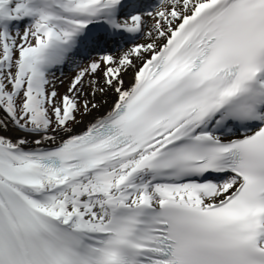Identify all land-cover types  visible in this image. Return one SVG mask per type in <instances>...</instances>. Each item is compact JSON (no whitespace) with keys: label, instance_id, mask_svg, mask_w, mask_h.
Returning <instances> with one entry per match:
<instances>
[{"label":"snow or ice","instance_id":"6c2138e0","mask_svg":"<svg viewBox=\"0 0 264 264\" xmlns=\"http://www.w3.org/2000/svg\"><path fill=\"white\" fill-rule=\"evenodd\" d=\"M0 264H264V0H0Z\"/></svg>","mask_w":264,"mask_h":264},{"label":"bare ground","instance_id":"6f19581e","mask_svg":"<svg viewBox=\"0 0 264 264\" xmlns=\"http://www.w3.org/2000/svg\"><path fill=\"white\" fill-rule=\"evenodd\" d=\"M138 42H144L143 40L141 41H138ZM76 66L73 68L75 69ZM71 73H69L70 75ZM67 75L66 77H64V79L61 80L60 82V90L61 91H65L67 88H68V85L70 83V80L68 79V76ZM132 76H133V73L130 71L127 75L124 76V80H125V85L126 86H129L133 81H132ZM114 99H115V96L113 93L111 92H108L107 94L101 96V95H97L96 97V101L99 102L101 104V107L96 110L92 116H98L100 115L101 113H105L109 108L110 106L112 105V103L114 102ZM106 101V103H105ZM92 116H88V117H85L83 118V123L80 124L78 127H77V131H80L82 130L85 125L92 119ZM77 119H81L80 116L77 117ZM15 135V134H14Z\"/></svg>","mask_w":264,"mask_h":264},{"label":"rangeland","instance_id":"374dc122","mask_svg":"<svg viewBox=\"0 0 264 264\" xmlns=\"http://www.w3.org/2000/svg\"><path fill=\"white\" fill-rule=\"evenodd\" d=\"M23 31V29L21 28V32ZM95 55V54H94ZM84 63H87V61L86 60H82V64H84ZM76 69V68H75ZM75 69H73V70H71L72 71V73L68 76V79L71 81V79L73 78V76H74V74H75V72L77 71V70H75ZM58 75V76H57ZM67 76V74H60V73H55V77H54V79L56 80V82H57V89H58V91L61 93V94H63L65 91H61L60 90V82H61V80L62 79H64V77H66ZM69 86V85H68ZM79 116V115H78Z\"/></svg>","mask_w":264,"mask_h":264}]
</instances>
